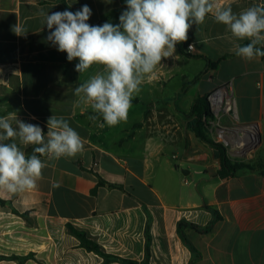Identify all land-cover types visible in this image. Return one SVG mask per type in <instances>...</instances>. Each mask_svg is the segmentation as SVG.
<instances>
[{
	"label": "crops",
	"instance_id": "crops-1",
	"mask_svg": "<svg viewBox=\"0 0 264 264\" xmlns=\"http://www.w3.org/2000/svg\"><path fill=\"white\" fill-rule=\"evenodd\" d=\"M217 2L236 14L264 6V0ZM85 4L92 10L90 25L119 24L126 9L125 0H0V117L39 125L45 140L48 119L63 117L84 140L83 152L75 157H40L47 166L34 190H0V199L8 203L0 206V256L27 257L25 264H102L103 258L68 233L70 223L87 231L106 253L137 264L146 258L147 232L149 264H264V57L248 61L236 56L234 45L250 41L237 40L209 14L189 30L188 45L194 50L187 47L184 54L177 45L176 54L145 77L126 122L100 127L103 119L74 90L102 67L78 73V59L69 62L47 40L50 30L39 15L41 9L76 12ZM15 27L25 31L17 35ZM257 47L264 49V43ZM227 85L235 111L223 121L239 128L222 137L236 138L227 153L253 170L222 179L219 152L197 138L188 120L198 98ZM15 142L27 155L35 147ZM169 150L175 160L177 152L184 156L175 168ZM193 163L204 169L199 171L201 187L195 189L183 178L191 174L185 165ZM152 168L176 178L169 195L168 183L163 181L164 190L147 179ZM99 177L125 191L99 186ZM207 206L222 219L207 234L186 228L195 254L181 239L179 222L207 227L214 222ZM13 209L29 213V222ZM0 264L19 263L5 259Z\"/></svg>",
	"mask_w": 264,
	"mask_h": 264
},
{
	"label": "clouds",
	"instance_id": "clouds-1",
	"mask_svg": "<svg viewBox=\"0 0 264 264\" xmlns=\"http://www.w3.org/2000/svg\"><path fill=\"white\" fill-rule=\"evenodd\" d=\"M125 3L126 9L116 25L108 22L90 25L92 10L86 4L76 12L49 14L43 9L39 12L50 30L47 40L59 52L66 53L69 62L78 59L75 65L78 73L93 65L102 67L103 71L74 90L103 119L100 127L126 122L132 100L139 94L145 77L163 60L173 57L177 45L187 42L193 24L204 23L209 14L237 40L250 41L234 45L236 56L248 61L264 57V50L257 47L264 43V6H252L236 14L230 6H220L217 0H125ZM14 31L22 35L25 30L15 27ZM192 47L188 45L189 49ZM97 115L90 119L95 121ZM46 135L47 140L39 125L17 120L15 116L0 117V190L10 194L34 190L47 166L40 156L59 160L75 157L84 150L83 138L63 117L52 115L48 119ZM17 139L25 147L35 146L33 153L27 155L15 142Z\"/></svg>",
	"mask_w": 264,
	"mask_h": 264
},
{
	"label": "trees",
	"instance_id": "trees-1",
	"mask_svg": "<svg viewBox=\"0 0 264 264\" xmlns=\"http://www.w3.org/2000/svg\"><path fill=\"white\" fill-rule=\"evenodd\" d=\"M188 43H189V38H188L187 42L178 45L184 54H186V48L188 47ZM262 50H264V49H262ZM210 65L212 66V64H210ZM214 65H216V64H214ZM190 117L192 118V120L189 122L188 126L190 129H192L195 132L197 138L199 140L209 144V145H212L219 152V156H220V160H221V168L218 171V176L220 178L225 179L228 177H237L240 173H242L246 170H253V167L249 163H246V162L240 161V160H235V159L231 158L228 155L226 148L222 144H216L209 138V134H208L209 130H208L207 123L214 119V115L212 113L211 106L209 103V96L198 98L195 101V103L192 106L191 111H190ZM8 142H12V141H8ZM32 153H33V151L29 155H31ZM37 155H39V154H37ZM40 157H43V156H40ZM98 185L99 186H108L111 189H118L120 191H125L122 186L107 183L101 177H99ZM93 193H96V189L93 190ZM7 205H8V203L5 200L0 199V206L6 207ZM206 208L211 210L214 214V222L211 223L210 225H208L207 227L202 228V227H199L195 224L188 223L186 221L179 222V227H178L179 235L181 236V239L183 240V242L188 247H190L191 250L195 254L197 253V251L189 243V241L185 235L186 228H191V229H194L200 233L207 234V233H210L212 231L214 224L217 221H220L222 219V216L217 209L212 208L210 206H207ZM13 212L15 214L22 216L25 220H27L29 222V213L26 212V213L21 214L18 211H16L15 209H13ZM66 227H67L68 233L79 240L80 247L84 248L88 252H92V253L100 256L101 258H103L104 262L102 264H110L113 262L121 263V264H137V262H134L132 260H127V259L115 256V255H111V254L106 253V251L104 250L102 245H100V243L95 238H93L87 231L80 229V228H78V227H76L70 223H68L66 225ZM150 242H151L150 235L147 232V252H146L145 261L142 264H149V259H150L149 245H150ZM5 259H11V260L17 261L19 264H25L27 257L12 256V257L7 258V257L0 256V260H5ZM33 259L35 261L39 262L34 255H33Z\"/></svg>",
	"mask_w": 264,
	"mask_h": 264
},
{
	"label": "rangeland",
	"instance_id": "rangeland-1",
	"mask_svg": "<svg viewBox=\"0 0 264 264\" xmlns=\"http://www.w3.org/2000/svg\"><path fill=\"white\" fill-rule=\"evenodd\" d=\"M192 120V118H189L188 120V124L189 122ZM212 121H209L207 123L208 125V134H209V138L216 144H222L226 150H231V148L233 146H236L237 144V141H236V138H229L228 136L225 137L226 139H224L221 135V130L222 129H225V133L227 132H234V129L235 128H239V127H235L234 125L230 124L229 122H225V121H220L219 122V125H217V121L215 122V125H213L212 123H210ZM229 129H232V131H228ZM241 129V128H240ZM238 130H236L237 132ZM229 135V134H227ZM228 140L227 143L229 144H226L225 142ZM210 147L214 148L212 145H209ZM231 152V151H229ZM176 153V152H175ZM178 160H175L174 158H172L173 156V151L172 150H169L166 155H167V158L169 159L170 161V164L173 168H175L176 165H178L182 159L184 158L183 154L182 153H178ZM229 155V154H228ZM241 156V155H240ZM240 156H237L236 158H241ZM232 158V157H231ZM234 159V158H233ZM236 160V159H235ZM185 166H190L191 168H186L184 166V168L186 169H189V171H191V174H188L187 176H183L184 179H186L188 181V184H190V186L193 187V189L196 188L197 185H199V187H201V178L203 177V175L199 174V171H203L204 169L202 167H197L195 165V163H193V165H185ZM182 167H181V171H182ZM183 172V171H182ZM147 179H149V181L151 182V184L153 185H158V187L160 188L161 185L164 186V190L166 189V185L163 183V181H165L166 183H168L167 185V193L168 195L170 194L169 192V185H170V182H173V184L176 185V178L173 177L171 174H168V173H165L164 170H161L160 168H152L151 170L149 169L148 170V174H147ZM200 189V188H199Z\"/></svg>",
	"mask_w": 264,
	"mask_h": 264
},
{
	"label": "built area",
	"instance_id": "built-area-1",
	"mask_svg": "<svg viewBox=\"0 0 264 264\" xmlns=\"http://www.w3.org/2000/svg\"><path fill=\"white\" fill-rule=\"evenodd\" d=\"M189 51L194 50V46L189 49ZM209 103L211 106L212 113L214 115V119L211 120L213 125L217 121V125L219 122L223 121L225 116H233L235 111V101L230 87L222 86L217 88L209 95ZM225 134V129L221 130V136Z\"/></svg>",
	"mask_w": 264,
	"mask_h": 264
},
{
	"label": "water",
	"instance_id": "water-1",
	"mask_svg": "<svg viewBox=\"0 0 264 264\" xmlns=\"http://www.w3.org/2000/svg\"><path fill=\"white\" fill-rule=\"evenodd\" d=\"M183 173H184L185 175H187L189 172H188V171H183Z\"/></svg>",
	"mask_w": 264,
	"mask_h": 264
}]
</instances>
